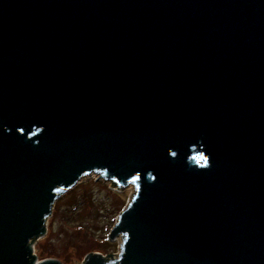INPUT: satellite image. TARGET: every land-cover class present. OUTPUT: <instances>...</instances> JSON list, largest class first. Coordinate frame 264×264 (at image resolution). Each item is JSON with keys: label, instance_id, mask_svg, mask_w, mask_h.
Returning <instances> with one entry per match:
<instances>
[{"label": "water", "instance_id": "water-1", "mask_svg": "<svg viewBox=\"0 0 264 264\" xmlns=\"http://www.w3.org/2000/svg\"><path fill=\"white\" fill-rule=\"evenodd\" d=\"M90 176L133 191L81 264H264V0H0V264Z\"/></svg>", "mask_w": 264, "mask_h": 264}, {"label": "rangeland", "instance_id": "rangeland-1", "mask_svg": "<svg viewBox=\"0 0 264 264\" xmlns=\"http://www.w3.org/2000/svg\"><path fill=\"white\" fill-rule=\"evenodd\" d=\"M111 184L90 176L56 200L46 234L33 245L38 260L54 258L62 264H81L90 252L119 251L120 239L109 242L108 236L133 187L122 190Z\"/></svg>", "mask_w": 264, "mask_h": 264}]
</instances>
